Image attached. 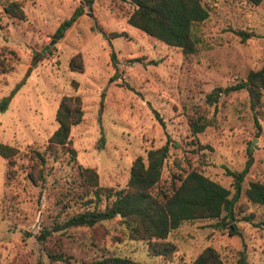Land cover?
I'll list each match as a JSON object with an SVG mask.
<instances>
[{
	"label": "rangeland",
	"instance_id": "374dc122",
	"mask_svg": "<svg viewBox=\"0 0 264 264\" xmlns=\"http://www.w3.org/2000/svg\"><path fill=\"white\" fill-rule=\"evenodd\" d=\"M17 2L21 19L3 9ZM80 0H0V142L16 149L0 156V264L49 262L46 251L63 252L81 264L106 256H126L139 264H190L206 246L223 264H236L243 250L247 264H264V206L244 194L249 181L264 183V91L253 109L245 90L222 93L209 104L206 94L245 78L264 62V0H201L207 18L197 24L199 49L183 57L130 26L132 6L121 0H92L58 40L52 34ZM104 33L121 35L107 40ZM236 31L250 36L244 40ZM114 52L115 66L109 53ZM81 70H71L74 57ZM74 82L75 84H72ZM81 99L82 117L71 126L74 158L62 147L50 153L47 139L56 127L54 112L62 95ZM200 114L209 125L192 135L189 116ZM171 142L159 186L172 175L196 170L232 193L224 167L238 171L250 160L235 202L240 235L228 234L216 218L183 222L165 238L174 250L164 256L148 251L143 240L129 239L119 217L93 227L54 230L71 214L102 208L111 197L95 199L78 176V165L93 168L97 184L125 186L132 160ZM176 144V146L173 145ZM35 152L43 158L37 160ZM248 217L245 220L244 217ZM50 230L42 240L37 236Z\"/></svg>",
	"mask_w": 264,
	"mask_h": 264
},
{
	"label": "trees",
	"instance_id": "16d2710c",
	"mask_svg": "<svg viewBox=\"0 0 264 264\" xmlns=\"http://www.w3.org/2000/svg\"><path fill=\"white\" fill-rule=\"evenodd\" d=\"M128 2L132 9L126 17V22L162 43L178 47L183 57L195 53L201 44V37L196 31L197 24L207 18V10L201 0H121ZM257 4L261 0H246ZM92 0H80L71 14L61 20L56 26L52 38L58 40L65 30L83 13L84 8L90 11ZM3 9L10 16L21 19L24 12L15 1L4 4ZM98 30L109 43V39L121 35L116 32L104 33L97 24L91 26ZM241 40L250 35L236 31ZM110 61L115 66L116 58L110 50ZM74 57L69 61L71 70L80 71V61L74 64ZM72 84H75L72 82ZM245 90L249 98V106L253 109L260 103V94L264 91V62L254 70H249L244 79L226 85L214 87L206 94V102L214 103L220 93ZM8 98L0 103V110L6 108ZM83 111L81 99L76 94L62 95L54 112L56 127L47 139V150L52 154L58 147L64 148L74 158V149L69 139L71 126L80 122ZM189 129L192 135L201 132L209 125L200 114L189 116ZM168 138L158 147L148 149L144 157L136 156L129 167L125 186L118 190L102 188L97 184V174L93 168L78 165V176L83 185L89 189L95 199L100 194L111 197L101 209L93 207L84 209L68 216L52 229L57 230L72 226L93 227L102 221L119 217V223L129 239L146 241L148 251L157 255H168L174 248L166 241L168 233L183 222L200 219L216 218L215 227L227 225L228 234L240 235L235 224L234 205L239 198L241 182L247 172L250 160H247L238 171L224 167V171L232 178V193L230 190L196 170H189L183 175H172L168 188L159 186L160 174L170 145ZM174 146L176 144L173 143ZM16 149L0 142V156L9 158ZM37 160L43 158L35 152ZM246 199L255 205L264 206V183L254 180L247 183L244 189ZM248 220V217H244ZM50 230H42L37 238L42 240ZM52 261L66 260L63 252L46 251ZM243 250L237 252L236 264H247ZM32 264H45L37 259ZM81 264H139L126 256L111 255L98 261L82 262ZM190 264H223L218 253L211 247H204Z\"/></svg>",
	"mask_w": 264,
	"mask_h": 264
}]
</instances>
